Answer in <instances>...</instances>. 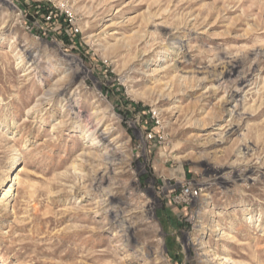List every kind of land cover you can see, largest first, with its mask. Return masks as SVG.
<instances>
[{
	"label": "rangeland",
	"instance_id": "1",
	"mask_svg": "<svg viewBox=\"0 0 264 264\" xmlns=\"http://www.w3.org/2000/svg\"><path fill=\"white\" fill-rule=\"evenodd\" d=\"M0 264H264V0H0Z\"/></svg>",
	"mask_w": 264,
	"mask_h": 264
},
{
	"label": "bare ground",
	"instance_id": "2",
	"mask_svg": "<svg viewBox=\"0 0 264 264\" xmlns=\"http://www.w3.org/2000/svg\"><path fill=\"white\" fill-rule=\"evenodd\" d=\"M237 93H239V90H236L235 92H234V95L235 94H237ZM100 138V137H99ZM236 178H237V180H240V181H243L244 179H245V176H244V174H237V176H236ZM10 192V191H9ZM8 192V193H9ZM7 193V194H8ZM251 218H249V220H250ZM122 220H123V218H122Z\"/></svg>",
	"mask_w": 264,
	"mask_h": 264
}]
</instances>
